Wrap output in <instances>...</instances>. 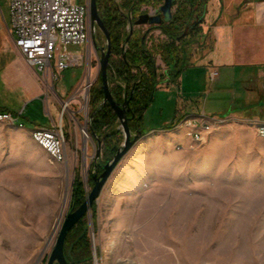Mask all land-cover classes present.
Listing matches in <instances>:
<instances>
[{
    "label": "rangeland",
    "instance_id": "rangeland-1",
    "mask_svg": "<svg viewBox=\"0 0 264 264\" xmlns=\"http://www.w3.org/2000/svg\"><path fill=\"white\" fill-rule=\"evenodd\" d=\"M9 20L7 1L0 0V32ZM146 29L134 27L132 38ZM94 42L105 45L98 27L90 29L86 44L68 46L86 54L87 64L64 69L54 88L48 87L46 103L44 96L22 98L23 113L15 124L21 121L25 128L0 119V264H46L63 219L74 210L75 176L87 196L98 164L123 143L119 121L102 130L119 131L100 145L86 122L91 90L100 79ZM168 42L161 30L146 37L148 48ZM165 56L155 48L160 70L169 67ZM178 61L180 67L186 62L181 55ZM189 71L180 86L154 92L138 127L144 135L118 161L82 220L90 247L82 254L88 259L79 264H264V138L242 117L260 115L259 108L245 100L246 91L228 69L214 81L203 69ZM109 73L111 85L123 83L112 69ZM87 78L92 84L85 88ZM180 98L198 104L209 118H223L203 141L187 136L176 141L175 125L153 129L174 116ZM50 114L63 126L64 162L52 161L31 134Z\"/></svg>",
    "mask_w": 264,
    "mask_h": 264
},
{
    "label": "crops",
    "instance_id": "crops-1",
    "mask_svg": "<svg viewBox=\"0 0 264 264\" xmlns=\"http://www.w3.org/2000/svg\"><path fill=\"white\" fill-rule=\"evenodd\" d=\"M205 4L203 19L197 30L176 42L179 47L177 53L181 50L179 55L186 61L180 75L172 78V65L167 69L158 68L156 90L180 86L179 83L184 81L183 73L189 75L191 68L203 69L209 79L211 67H216L219 72L217 80L220 71L228 69L246 91L245 100L257 103L260 115L242 116L249 117L256 125L264 121V0H205ZM13 39L8 23L6 32H0V110L21 117L22 98L44 96L46 103L50 96L48 87L53 85L54 88V82L50 77L44 78L41 72L24 60ZM54 111L58 113L56 106ZM203 113L198 104L185 101L177 106L170 120L160 122L153 129L169 130L168 127L174 125L180 114L198 117ZM54 118L50 114V120L42 125L52 124ZM210 118L204 115L205 120ZM37 125L40 124L35 123ZM173 135L176 141L188 140L183 128L177 129Z\"/></svg>",
    "mask_w": 264,
    "mask_h": 264
},
{
    "label": "trees",
    "instance_id": "trees-1",
    "mask_svg": "<svg viewBox=\"0 0 264 264\" xmlns=\"http://www.w3.org/2000/svg\"><path fill=\"white\" fill-rule=\"evenodd\" d=\"M157 3L158 0H122L121 4L115 0H97L99 15L111 36L112 50L108 65L109 82L111 85L109 71L113 68L116 75L125 84V87L118 84L111 85L112 94L116 101L121 102L129 97L131 91L133 92L126 110L129 117L128 126L131 130L137 125L139 126L146 109L145 105L150 104L156 90L158 66L155 63V48H160L161 52H166V64L172 65V78H177L182 67L178 64L179 53L177 51L179 47L176 42L186 36L185 30L187 28L192 32L197 30L203 18L199 22H197V19L203 15L206 5L205 0H173L172 7L175 6V9L171 20L149 26V29L158 28L166 34L169 39L168 43L160 44V46L156 45L157 47L152 45L148 48L144 33L132 38L134 28L132 34L126 40L130 32V27L128 31H125L127 22L130 20L134 23L136 17L143 16L139 11L141 4ZM123 45H126L127 48L124 49ZM115 54H119L120 58L115 59ZM133 68L136 69L135 73L132 72ZM98 83L97 87L92 88L90 94V114L93 113V116L89 121V129L95 137L104 143L105 140L110 141L111 136L119 130L110 134H104L102 130L118 122V119L110 105L102 103L103 89L100 79ZM169 128L171 129V126ZM115 150H117L116 145L113 147V151ZM97 172H100V170H97ZM90 181L93 183L92 177H90ZM85 198L84 183L79 175H76L72 188V209L77 208ZM84 216L68 231L64 242L65 258L68 261H74L76 264L88 259L82 257V254L88 252L90 247L87 227L82 225Z\"/></svg>",
    "mask_w": 264,
    "mask_h": 264
},
{
    "label": "built area",
    "instance_id": "built-area-1",
    "mask_svg": "<svg viewBox=\"0 0 264 264\" xmlns=\"http://www.w3.org/2000/svg\"><path fill=\"white\" fill-rule=\"evenodd\" d=\"M9 7V23L14 37V44L22 54L24 60L35 67L43 74V77H50L52 82L58 81L64 69L69 66L87 64L86 54L83 52L68 49L70 45L86 44L90 35L88 18V6L84 1L79 0H6ZM116 2L118 0H115ZM160 4H144L142 14L154 15ZM149 32L147 38L156 30L149 31L150 24H143ZM140 25H134V27ZM129 27V24H128ZM150 34V35H149ZM116 55H114L115 58ZM120 56V55H119ZM115 73L114 69L111 68ZM218 70L211 67L209 80L218 78ZM85 88L92 82L90 78L85 80ZM125 87V84H120ZM87 101V100H86ZM183 99H179V106ZM63 108L64 105H63ZM203 112V111H202ZM0 117L17 119L11 113L0 110ZM223 118H210L212 125L222 121ZM178 121H193L192 115L180 114ZM89 123V120L86 119ZM174 123V124H175ZM54 135L37 134L45 139L52 149L60 153V159L66 160V140L61 123L53 122ZM208 128L200 126V123L193 121L191 129V142H200L205 138ZM255 131H264L258 129ZM86 134V131L84 132Z\"/></svg>",
    "mask_w": 264,
    "mask_h": 264
},
{
    "label": "water",
    "instance_id": "water-1",
    "mask_svg": "<svg viewBox=\"0 0 264 264\" xmlns=\"http://www.w3.org/2000/svg\"><path fill=\"white\" fill-rule=\"evenodd\" d=\"M162 1L161 5L158 7V11L154 15H149L144 13L143 16L137 18L133 23L128 21L130 32L126 40L133 32L134 25H143V24H160L161 22H168L172 18V6L173 0H159ZM88 6V18L90 29L95 30L98 27L105 36V45L98 46L94 42L95 49L99 51V77L101 80V86L103 89V98L102 103L108 104L114 110L117 115V119L121 126V131L123 133V143L117 148L114 152L112 158L105 163H99L98 166L103 170L98 174L97 170L92 173V178L94 180V185L87 194L85 200L74 210L68 212L63 219L54 247L48 256L46 264H76L74 261H68L64 255V242L68 231H70L73 226H75L78 221L86 215L87 211L91 208L93 203L97 200L98 195L106 182L107 178L111 174L112 170L122 158V156L128 151V149L142 136L144 132L137 127L134 130H131L128 126L129 117L126 114L127 107L129 102L132 99L133 92L131 91L128 98H125L124 101L118 102L114 99V96L111 91V86L108 78V65L111 56L112 43L111 36L109 31L104 25L102 18L99 15L97 0H86ZM203 18L201 15L197 22ZM196 22V23H197ZM147 105H145L146 108ZM93 113L90 114V119L92 118ZM132 131L134 133H132ZM98 145H100L101 140L96 137ZM100 156V148L97 152L96 158Z\"/></svg>",
    "mask_w": 264,
    "mask_h": 264
},
{
    "label": "bare ground",
    "instance_id": "bare-ground-1",
    "mask_svg": "<svg viewBox=\"0 0 264 264\" xmlns=\"http://www.w3.org/2000/svg\"><path fill=\"white\" fill-rule=\"evenodd\" d=\"M66 105L67 103L64 104V107ZM203 114H200L198 117H192V120L199 122L200 126H203L204 128H208L207 131L205 132V137H206V135L211 131L213 125H212V121L204 119ZM0 119L7 120L12 124L16 123L15 118L0 117ZM193 121H179L178 123L175 124V129L183 128L185 130L184 133L185 136L191 138V129H193ZM15 125L23 127V125L20 122H18ZM258 129L264 130V121H261L256 124V130ZM31 134L33 139L47 152V154L49 155L52 161L63 162V160L60 159V153L52 149V147H50L49 144L45 142L44 138H41L40 136L37 135V134L54 135V127L46 126V125H37L35 128L31 129ZM257 134L260 137L264 138V131H257ZM177 147L180 148L181 145H178Z\"/></svg>",
    "mask_w": 264,
    "mask_h": 264
},
{
    "label": "flooded vegetation",
    "instance_id": "flooded-vegetation-1",
    "mask_svg": "<svg viewBox=\"0 0 264 264\" xmlns=\"http://www.w3.org/2000/svg\"><path fill=\"white\" fill-rule=\"evenodd\" d=\"M161 3H162V1H161V2H158V4H160V5H161ZM156 29H158V28L150 29L149 31L156 30ZM159 30H160V29H159ZM185 32H186V35H188V33H191L192 30L190 31V30H188V28H187V29L185 30ZM148 33H149V32H145V31H144V36L147 37ZM136 127L138 128L139 126L137 125ZM133 130H134V129H133ZM109 152H110L111 154L114 153L113 149L109 150ZM97 170H100V172H101L103 169H102L101 167L98 166ZM100 172H98V174H99Z\"/></svg>",
    "mask_w": 264,
    "mask_h": 264
}]
</instances>
